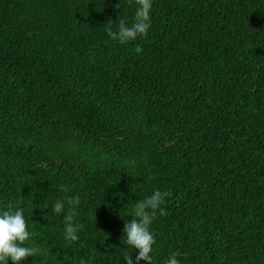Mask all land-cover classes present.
<instances>
[{
    "label": "trees",
    "instance_id": "obj_1",
    "mask_svg": "<svg viewBox=\"0 0 264 264\" xmlns=\"http://www.w3.org/2000/svg\"><path fill=\"white\" fill-rule=\"evenodd\" d=\"M136 7L0 0V210L42 249L21 264L135 261L124 224L155 190L152 264H264V0H152L147 36L112 40Z\"/></svg>",
    "mask_w": 264,
    "mask_h": 264
},
{
    "label": "clouds",
    "instance_id": "obj_2",
    "mask_svg": "<svg viewBox=\"0 0 264 264\" xmlns=\"http://www.w3.org/2000/svg\"><path fill=\"white\" fill-rule=\"evenodd\" d=\"M137 5L134 14V20L129 26L126 19H121L118 29L113 31L111 23L105 24V31L112 39L119 41L121 44L134 41L137 37L147 36L151 27V9L152 0H135ZM119 7V4L116 5ZM141 49L137 47L136 51ZM61 191H66L64 185L60 186ZM170 191L155 190L153 193L135 203L132 218L125 222L123 234L126 237V244L135 250L138 255L135 261L132 255L123 257L125 264H139L145 261L146 264H152L153 245L156 243L155 236L150 230V225L157 217L166 216L167 211L161 207L165 198L171 197ZM81 203L79 196L67 199H57L53 205V211L57 214L64 213L65 221V239L75 242L79 239V231L83 225L75 221V208ZM66 205L67 210L66 209ZM32 239V233L28 230V223L24 216L22 207H14L11 203L7 205L6 210H0V264H8L9 259L12 264H21L22 261L29 257L41 254L42 249L35 245L29 244ZM178 252H173L167 259L166 264H180L177 257ZM80 264H84L83 261Z\"/></svg>",
    "mask_w": 264,
    "mask_h": 264
}]
</instances>
